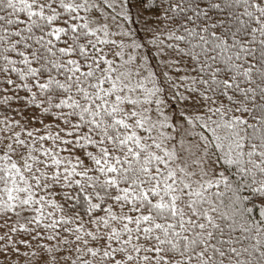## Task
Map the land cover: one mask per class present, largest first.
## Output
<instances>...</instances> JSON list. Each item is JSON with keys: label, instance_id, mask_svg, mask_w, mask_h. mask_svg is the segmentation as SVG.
I'll return each instance as SVG.
<instances>
[{"label": "snow or ice", "instance_id": "obj_1", "mask_svg": "<svg viewBox=\"0 0 264 264\" xmlns=\"http://www.w3.org/2000/svg\"><path fill=\"white\" fill-rule=\"evenodd\" d=\"M0 264H264V0H0Z\"/></svg>", "mask_w": 264, "mask_h": 264}, {"label": "rangeland", "instance_id": "obj_2", "mask_svg": "<svg viewBox=\"0 0 264 264\" xmlns=\"http://www.w3.org/2000/svg\"><path fill=\"white\" fill-rule=\"evenodd\" d=\"M134 27H135V25H134Z\"/></svg>", "mask_w": 264, "mask_h": 264}]
</instances>
